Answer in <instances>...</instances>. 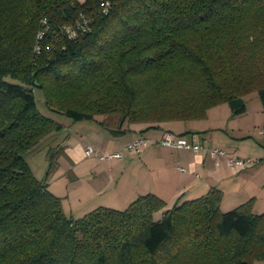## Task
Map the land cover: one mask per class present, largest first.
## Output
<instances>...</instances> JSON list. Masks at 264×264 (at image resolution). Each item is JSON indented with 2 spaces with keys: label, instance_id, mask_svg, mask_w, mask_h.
Segmentation results:
<instances>
[{
  "label": "trees",
  "instance_id": "trees-1",
  "mask_svg": "<svg viewBox=\"0 0 264 264\" xmlns=\"http://www.w3.org/2000/svg\"><path fill=\"white\" fill-rule=\"evenodd\" d=\"M37 91L50 111L112 135L221 103L237 115L251 93L264 107V0H0V264L264 262V212L250 199L222 210L217 188L169 208L145 193L67 214L46 182L64 126ZM47 140L39 179L25 155Z\"/></svg>",
  "mask_w": 264,
  "mask_h": 264
},
{
  "label": "crops",
  "instance_id": "crops-1",
  "mask_svg": "<svg viewBox=\"0 0 264 264\" xmlns=\"http://www.w3.org/2000/svg\"><path fill=\"white\" fill-rule=\"evenodd\" d=\"M247 97L244 112L237 115L227 103H221L210 107L199 120L161 122L152 127L132 124L119 135L110 134L95 120H79L89 122L78 129L61 122L64 129L59 139L63 152L57 157V173L64 172L59 178L64 181V187L56 195L62 198L64 211L80 217L100 205L123 209L136 196L145 193H154L169 208L176 201L195 198L217 188L222 192V210L250 199L254 212H264V107L258 97L253 113L246 120L250 111ZM166 131L204 147H220L230 155L260 162L234 171L225 159L216 163L205 150L159 144L157 140ZM140 136L153 140L140 152L123 150L120 158L111 159L83 155L87 143L100 152H114ZM160 215L161 211L157 212L155 219Z\"/></svg>",
  "mask_w": 264,
  "mask_h": 264
},
{
  "label": "built area",
  "instance_id": "built-area-1",
  "mask_svg": "<svg viewBox=\"0 0 264 264\" xmlns=\"http://www.w3.org/2000/svg\"><path fill=\"white\" fill-rule=\"evenodd\" d=\"M107 5L108 4L105 3L104 7H106ZM85 23L86 22L83 21L82 25H80L81 30H84L86 28ZM65 30L68 33V36L70 37L75 36L70 27H66ZM43 34L44 31L41 29L37 34V38L38 39L42 38ZM39 50H40V45L38 40L35 46V51H39ZM152 141L153 140H151L148 137L140 136L134 139L133 141L125 144V146H123L121 150L114 152H100L93 145L87 143L83 148V155L86 157L96 155L100 159L120 158L122 156L123 150L140 152L144 146H146L148 143ZM157 142L161 145L190 149L192 151L205 150L209 154V156H211L216 161V163H218L220 159H225L228 166L232 168L234 171H241L244 169L251 168L260 162L259 160L251 157H239V156L230 155L225 149L220 147H216V146L204 147L199 143L187 141L186 139L179 137L169 131L164 132L163 135L157 140ZM179 169L182 171L184 170L182 167H180Z\"/></svg>",
  "mask_w": 264,
  "mask_h": 264
},
{
  "label": "rangeland",
  "instance_id": "rangeland-1",
  "mask_svg": "<svg viewBox=\"0 0 264 264\" xmlns=\"http://www.w3.org/2000/svg\"><path fill=\"white\" fill-rule=\"evenodd\" d=\"M7 79H9V78H7ZM248 96L249 97H247V101L249 103L248 105H249V108H250L249 110L250 111H249V114L245 117L246 120H248V118L250 116V113H253L254 103L256 102V100H258V95L256 93H251ZM36 100H37L38 108L40 109V111L44 115H51L57 121L67 122V123H69L71 125V127L73 129H75V128L78 129V126L89 122V121H72V120H70L69 118L65 117L64 115H62L60 113L50 111L45 106V104L43 102V99H42V96H41L39 91L36 92ZM255 136H257V134H255ZM47 143H49L48 140L45 142V144H43V145L31 150L30 152H28L25 155V160L28 162V164L30 165L32 171L34 172V174L39 179H43L44 178L45 173L47 171V168L49 167L48 156L46 154L47 149H49V148L47 146H45V145H47ZM53 144H54V141L52 143H50V146H52ZM63 160H64V158L61 157L60 158V162L62 163ZM55 166L56 167H54V169L51 171V173H49V176L46 179V182H47V186H49V189L52 192H54L55 194L59 195L60 194V190L62 189V187H64V185H63L64 181H60L59 178H60V175H62V176L64 175V172H62V174H61V172L57 173V167H58V165H57V157H56V165ZM49 182H52V183L49 184ZM57 186H58V188H57ZM260 263L264 264V262H257L256 264H260Z\"/></svg>",
  "mask_w": 264,
  "mask_h": 264
},
{
  "label": "water",
  "instance_id": "water-1",
  "mask_svg": "<svg viewBox=\"0 0 264 264\" xmlns=\"http://www.w3.org/2000/svg\"><path fill=\"white\" fill-rule=\"evenodd\" d=\"M36 85H38L36 82H35Z\"/></svg>",
  "mask_w": 264,
  "mask_h": 264
}]
</instances>
